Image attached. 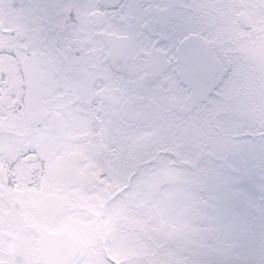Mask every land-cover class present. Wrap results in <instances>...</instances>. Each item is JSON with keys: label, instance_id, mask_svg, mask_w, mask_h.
<instances>
[{"label": "flooded vegetation", "instance_id": "flooded-vegetation-1", "mask_svg": "<svg viewBox=\"0 0 264 264\" xmlns=\"http://www.w3.org/2000/svg\"><path fill=\"white\" fill-rule=\"evenodd\" d=\"M263 2L99 0L92 45L78 29L87 17L63 16L58 26L61 17L51 15L43 29L23 17L22 79L17 91L4 95L3 86L0 95V264L25 259L33 244L30 257L47 264L40 240L66 232L39 233L31 241L27 232L57 228L67 210L94 194L97 219L111 218L117 199L130 193L136 168L171 148L193 141L197 150L231 162L240 150L248 163L256 85L249 71L261 49L248 20ZM19 3L23 8L27 0ZM193 63L203 70L190 72ZM166 67L152 79L149 71ZM216 84H222L220 95L212 90ZM175 88L183 108L179 128L169 117ZM49 197L57 198L61 212L54 224L45 214ZM100 237L96 257L104 260L108 237Z\"/></svg>", "mask_w": 264, "mask_h": 264}, {"label": "rangeland", "instance_id": "rangeland-1", "mask_svg": "<svg viewBox=\"0 0 264 264\" xmlns=\"http://www.w3.org/2000/svg\"><path fill=\"white\" fill-rule=\"evenodd\" d=\"M20 1L23 0H0V95L3 86L4 95L17 91L22 79L17 66L23 55L18 34L24 35L26 18ZM41 3L45 10L40 22L28 17L38 27L43 29L48 22L45 17L51 15L61 17L56 20L58 26L63 25V16H83L87 20L78 27L82 33L80 39L91 45L96 40L97 24L93 16L99 15V0H41ZM262 5L261 9L264 2ZM261 9L251 8L248 20L250 36L256 32L254 36L259 38L261 49L258 54L253 52L251 58L256 64H251L249 71L250 83H256L255 91L252 88L250 94L249 160L243 163V152L236 150L232 162L243 173L241 180L234 178L236 174L231 169H221L210 184L181 187L188 180L181 170L185 167L186 152L189 148L197 149L191 141L184 149L171 148L157 162L145 161L143 166H138L137 175L131 178L135 180L130 193L117 199L116 212L111 218L107 216L103 222L97 219L98 199L95 194L89 195L78 207L67 210L57 228L38 227L27 232L26 239L31 241L43 232L49 235L66 232L76 247L69 264H104V260L96 257L100 235L104 240L108 237L104 255L113 264H233L236 261L258 264L264 260V200L259 199L264 194L260 190L264 185L260 179L264 175V14ZM216 105L214 102L213 106ZM181 108L182 101L176 92L169 102V117L176 128L180 127L176 122ZM199 152L209 158L220 154ZM125 174L121 168L119 175ZM198 195H205L207 202L198 200ZM217 205L228 211V221L222 222L217 217L213 211ZM140 230L147 233L146 237L140 235ZM109 244L113 247H108ZM31 247L36 249L35 244L26 247L25 259L18 261L19 264H43L35 253L30 257Z\"/></svg>", "mask_w": 264, "mask_h": 264}, {"label": "snow or ice", "instance_id": "snow-or-ice-1", "mask_svg": "<svg viewBox=\"0 0 264 264\" xmlns=\"http://www.w3.org/2000/svg\"><path fill=\"white\" fill-rule=\"evenodd\" d=\"M116 7V6H113ZM44 7L41 0H27L26 5L21 9L22 15L24 17H30L37 23L40 22ZM240 9H237L239 11ZM261 14H264V8L261 9ZM7 26V25H6ZM34 27V25H30ZM203 70L202 66L193 63L190 65L189 71L193 74L201 72ZM218 70V69H217ZM223 79V78H222ZM222 89V84L212 85V90L215 95H220ZM184 164L181 170L187 174L188 180L186 184L181 185V187L195 186L197 184H210L217 179L218 171L221 169H231L232 173H235V179L237 181L243 178V173L240 169L234 167L229 158L222 154H217L212 158H209L199 152L197 149L189 148L184 157ZM260 179L264 181V175H261ZM261 193H264V185L260 186ZM198 200H204L207 202L205 195H198ZM260 200H264V194L259 196ZM213 211L216 212L217 217L223 222L228 221L229 213L222 206H215ZM107 219V215L101 218V222ZM108 247H113L111 244ZM104 264H113L112 260L104 257ZM19 264V262H18ZM131 264V262H129ZM233 264H246L244 261H236ZM258 264H264V260L259 261Z\"/></svg>", "mask_w": 264, "mask_h": 264}, {"label": "water", "instance_id": "water-1", "mask_svg": "<svg viewBox=\"0 0 264 264\" xmlns=\"http://www.w3.org/2000/svg\"><path fill=\"white\" fill-rule=\"evenodd\" d=\"M113 48V52L117 54V51ZM160 65V64H159ZM155 66V68L159 67ZM166 68L154 69L149 71L152 79H156L161 76ZM153 73V75H152ZM57 198L49 197L45 214L51 224H54L61 215L57 206ZM143 237L146 236L144 231H141ZM39 251L41 254V260L48 264H66L75 253V246L71 236L66 233L59 234L56 238H49L47 236L42 237L39 242Z\"/></svg>", "mask_w": 264, "mask_h": 264}, {"label": "trees", "instance_id": "trees-1", "mask_svg": "<svg viewBox=\"0 0 264 264\" xmlns=\"http://www.w3.org/2000/svg\"><path fill=\"white\" fill-rule=\"evenodd\" d=\"M98 244H99V241H98Z\"/></svg>", "mask_w": 264, "mask_h": 264}]
</instances>
